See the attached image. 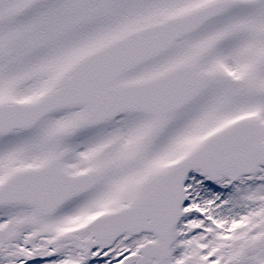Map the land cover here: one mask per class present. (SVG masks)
Instances as JSON below:
<instances>
[{"label":"snow or ice","instance_id":"6c2138e0","mask_svg":"<svg viewBox=\"0 0 264 264\" xmlns=\"http://www.w3.org/2000/svg\"><path fill=\"white\" fill-rule=\"evenodd\" d=\"M0 264H264V0H0Z\"/></svg>","mask_w":264,"mask_h":264}]
</instances>
